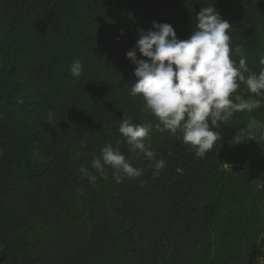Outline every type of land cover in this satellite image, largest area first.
Segmentation results:
<instances>
[{
	"label": "trees",
	"instance_id": "obj_1",
	"mask_svg": "<svg viewBox=\"0 0 264 264\" xmlns=\"http://www.w3.org/2000/svg\"><path fill=\"white\" fill-rule=\"evenodd\" d=\"M211 5L258 74L264 0H0L2 264H257L264 136L246 140L240 130L264 122V107L213 128L221 139L197 158L129 95L136 78L126 53L143 58L137 30L168 23L186 40ZM230 58L238 66L240 56ZM76 59L79 78L70 71ZM234 95L258 99L243 83ZM124 119L152 125V150L167 161L159 174L129 150L118 130ZM106 144L142 175L117 183L110 166L96 173L85 156L102 159ZM81 167L98 176L94 185Z\"/></svg>",
	"mask_w": 264,
	"mask_h": 264
},
{
	"label": "clouds",
	"instance_id": "obj_2",
	"mask_svg": "<svg viewBox=\"0 0 264 264\" xmlns=\"http://www.w3.org/2000/svg\"><path fill=\"white\" fill-rule=\"evenodd\" d=\"M230 28L229 22L211 5L201 8L196 15L195 29L188 39L180 40L172 25L153 21L147 31L137 30L135 48L143 58L137 57L135 49L126 53L135 65L136 78L129 95L141 96L145 108L159 120L156 130L171 136L179 133L177 138H182L197 158H205L221 139L213 128L228 122L236 112L264 107V55L259 57V73L252 72L242 46L232 47ZM234 55L240 56L238 66L230 58ZM70 71L74 78L81 77L83 66L79 59L71 64ZM241 83L258 99L234 95ZM151 128L152 125L124 119L118 130L135 158L149 162L159 174L167 161L158 159L152 150ZM253 132L264 136V122L253 118L240 130L244 138ZM100 154L102 159L96 157L91 161L96 173L103 175L105 165L110 166L117 183L142 175V170L134 167L119 148L106 144ZM79 172L82 179L96 183L98 176L88 168L81 167Z\"/></svg>",
	"mask_w": 264,
	"mask_h": 264
},
{
	"label": "rangeland",
	"instance_id": "obj_3",
	"mask_svg": "<svg viewBox=\"0 0 264 264\" xmlns=\"http://www.w3.org/2000/svg\"><path fill=\"white\" fill-rule=\"evenodd\" d=\"M257 137H258L257 134H253V135H249L248 136V138L253 139V140H256ZM245 139L247 140V138H245ZM96 157L97 156L95 154H90V155L85 156V159L87 161H92L93 158H96ZM250 161L253 164H256V162L253 159L250 160ZM73 197L78 203L82 202V195H81V189L80 188H77V189L74 190ZM263 237H264V235H263ZM261 251H264V246L262 247ZM1 262H2V255H1V252H0V264H2Z\"/></svg>",
	"mask_w": 264,
	"mask_h": 264
},
{
	"label": "built area",
	"instance_id": "obj_4",
	"mask_svg": "<svg viewBox=\"0 0 264 264\" xmlns=\"http://www.w3.org/2000/svg\"><path fill=\"white\" fill-rule=\"evenodd\" d=\"M257 264H264V251L257 257Z\"/></svg>",
	"mask_w": 264,
	"mask_h": 264
}]
</instances>
